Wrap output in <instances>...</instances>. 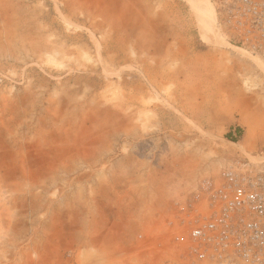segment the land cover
Wrapping results in <instances>:
<instances>
[{
	"label": "rangeland",
	"instance_id": "rangeland-1",
	"mask_svg": "<svg viewBox=\"0 0 264 264\" xmlns=\"http://www.w3.org/2000/svg\"><path fill=\"white\" fill-rule=\"evenodd\" d=\"M223 3L0 0V264H187V210L264 160V61ZM125 183L165 208L137 260L90 236L95 191Z\"/></svg>",
	"mask_w": 264,
	"mask_h": 264
},
{
	"label": "built area",
	"instance_id": "built-area-1",
	"mask_svg": "<svg viewBox=\"0 0 264 264\" xmlns=\"http://www.w3.org/2000/svg\"><path fill=\"white\" fill-rule=\"evenodd\" d=\"M224 23L264 61V0H220ZM184 217L186 263L264 264V160L237 158L221 172L204 212ZM174 241V242H175Z\"/></svg>",
	"mask_w": 264,
	"mask_h": 264
},
{
	"label": "crops",
	"instance_id": "crops-1",
	"mask_svg": "<svg viewBox=\"0 0 264 264\" xmlns=\"http://www.w3.org/2000/svg\"><path fill=\"white\" fill-rule=\"evenodd\" d=\"M132 188L133 185L127 183L124 189L117 192H105L101 195L99 191H95L97 194L95 200L101 205L93 214L95 216L90 236L93 238L100 236V242L110 238L118 247L121 243L128 249L127 258L137 260L140 256L147 255L150 250L153 252L155 234L161 228L165 208L161 207L159 193L142 195L131 190ZM146 240L151 242L144 244ZM90 246L94 248V252H100L102 247L98 243ZM148 246L149 249H145ZM111 258L118 261L119 254H113ZM89 261L97 262V255L95 254Z\"/></svg>",
	"mask_w": 264,
	"mask_h": 264
},
{
	"label": "trees",
	"instance_id": "trees-1",
	"mask_svg": "<svg viewBox=\"0 0 264 264\" xmlns=\"http://www.w3.org/2000/svg\"><path fill=\"white\" fill-rule=\"evenodd\" d=\"M235 131L237 132V134L235 136H233V134L231 132H228L227 133V138L231 139L233 141H238V138L240 136V129L236 128Z\"/></svg>",
	"mask_w": 264,
	"mask_h": 264
},
{
	"label": "bare ground",
	"instance_id": "bare-ground-1",
	"mask_svg": "<svg viewBox=\"0 0 264 264\" xmlns=\"http://www.w3.org/2000/svg\"><path fill=\"white\" fill-rule=\"evenodd\" d=\"M212 26H213V24H211ZM234 49H235V47H234ZM236 51V50H235ZM237 51H239V50H237Z\"/></svg>",
	"mask_w": 264,
	"mask_h": 264
}]
</instances>
